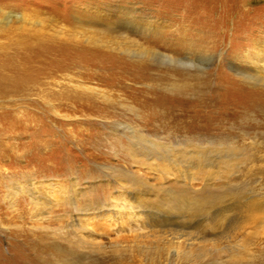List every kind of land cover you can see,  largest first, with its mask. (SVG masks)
Returning <instances> with one entry per match:
<instances>
[{
	"label": "rangeland",
	"instance_id": "374dc122",
	"mask_svg": "<svg viewBox=\"0 0 264 264\" xmlns=\"http://www.w3.org/2000/svg\"><path fill=\"white\" fill-rule=\"evenodd\" d=\"M0 73V264H264V0H0Z\"/></svg>",
	"mask_w": 264,
	"mask_h": 264
},
{
	"label": "bare ground",
	"instance_id": "6f19581e",
	"mask_svg": "<svg viewBox=\"0 0 264 264\" xmlns=\"http://www.w3.org/2000/svg\"><path fill=\"white\" fill-rule=\"evenodd\" d=\"M95 18V17H94ZM146 20H147V23H151V19L148 17V16H146ZM105 19V18H104ZM106 19H108V18H106ZM131 19V18H130ZM102 20V19H101ZM131 20L129 21V22H126V23H128V24H130L131 25ZM140 27H142L141 25H139ZM149 50H147V52H148ZM168 58H170V57H168ZM167 58V59H168ZM169 60V59H168ZM171 60V59H170ZM174 60V59H173ZM177 61V60H176ZM174 62H175V60H174ZM260 63V62H259ZM238 66H239V64H238ZM257 68H259V67H257ZM256 68V69H257ZM252 71V70H251ZM255 72V71H254ZM238 73V72H237ZM3 75V74H2ZM1 75V73H0V82L2 83V81H1V79L3 80V76ZM254 75V74H253ZM10 80V79H9ZM136 133V132H135ZM133 134V133H132ZM139 136V135H138ZM141 139V138H140ZM149 141H150V139H148ZM2 143H0V147H2ZM227 150H229V149H227ZM199 152L197 151V154H198ZM160 171V170H159ZM163 176H164V178L167 180L168 179V177L165 175V174H163ZM167 182H168V180H167ZM51 185V183H48V187ZM49 189V188H48ZM31 190H33V189H31ZM47 191V190H46ZM154 191H156V190H154ZM167 191V190H166ZM32 192H34V191H32ZM126 192H127V190H126ZM35 193V192H34ZM42 193V192H41ZM140 193V192H139ZM138 192L136 193H134L132 196H131V198H128V200L130 199V205L128 204V209H129V211H130V213L132 212V210H133V215H134V217L135 218H138V220L140 221V225L142 226V229H144V230H147V231H145V233H140V234H138L139 236H137V237H146V236H152V237H154V238H156V240L155 241H161V242H164L165 244H169V245H174V244H178V245H184V247L187 249V250H190L191 249V247H192V245L194 244V241H197V243H201V244H203L204 242H206V241H208L209 239L211 240V241H214V239L213 238H209V236L211 235H209L208 236V238H206V236H203V237H200V238H198V237H196V235L195 236H193L192 235V232H191V230L190 231H188V230H185V231H187V232H184V233H181V234H174V233H176V232H166V231H159V230H157L156 229V227H155V225H152V223L151 224H149L147 221H148V216H149V214H148V210L146 209V208H143V207H145V205H144V201H146V198L145 197H143L142 195H140ZM37 195V194H36ZM130 195V194H129ZM178 198L181 196V195H176ZM46 197V198H45ZM45 197L44 198H39V197H33V202L36 204V206L37 207H39L38 208V212H39V210H41L43 213H44V211H45V209L48 207V204H49V202H50V198H48L49 197V195L48 194H46L45 193ZM128 197V196H127ZM154 201L153 202H155L156 200H159L158 199V195H157V192H155L154 193ZM168 198V197H167ZM181 198V197H180ZM183 198V197H182ZM52 199V198H51ZM163 199V198H162ZM153 200V199H152ZM181 200V199H180ZM150 201V200H149ZM202 201V200H201ZM147 202H148V200H147ZM161 202V201H160ZM126 203V202H125ZM151 203H152V201H151ZM182 202H180V204H181ZM164 204V203H163ZM166 204H168V203H165L164 205H166ZM47 205V207H45ZM161 205V204H160ZM182 205H183V203H182ZM123 206V205H122ZM147 206V205H146ZM176 206H181V205H176ZM207 206V205H206ZM162 207H164L163 205H162ZM167 208V207H166ZM170 209H172V208H170ZM122 210V209H121ZM168 210V209H167ZM89 211H91V212H93L92 211V208H90L89 209ZM98 211V209L96 208V211H95V213ZM238 211H239V218H238V220L237 221H235V223L232 225V228H230L229 229V237H232L233 235H235L236 234V232L238 231V230H240L241 228H243L245 225H247V224H249V223H252L253 221H254V219H255V216L257 215V214H260L261 213V211H259V212H256L255 210H254V208H253V206H252V204L250 203V202H246L245 204H243L241 207H239L238 208ZM113 212V211H112ZM119 212H120V210H119ZM97 213H100V211H98ZM94 214V213H93ZM116 214H117V212H116ZM89 215V214H88ZM98 215V214H97ZM118 215V214H117ZM173 217V216H172ZM212 224H213V226L216 224V223H213L212 222ZM211 225V224H210ZM166 227V226H165ZM215 228V227H214ZM149 229V230H148ZM171 229V228H170ZM173 229V228H172ZM177 229H179V228H177ZM188 229V228H187ZM164 230H165V228H164ZM180 230V229H179ZM208 230V229H207ZM171 231H173V230H171ZM183 231V230H182ZM178 232V231H177ZM211 233V232H210ZM223 235V234H222ZM151 237V238H152ZM79 239H81V237L79 238ZM153 239V238H152ZM181 239V240H180ZM219 240V239H218ZM232 251V252H231ZM186 252H188V251H186ZM229 252H231L232 253V256L234 255V257H235V254H237V252L234 250V249H231V250H229ZM233 252H235V253H233ZM187 254V253H186ZM238 255V254H237ZM242 255V254H241ZM237 257V256H236Z\"/></svg>",
	"mask_w": 264,
	"mask_h": 264
}]
</instances>
